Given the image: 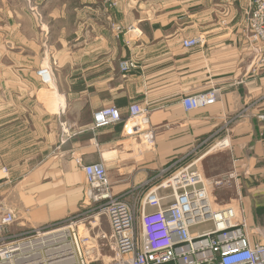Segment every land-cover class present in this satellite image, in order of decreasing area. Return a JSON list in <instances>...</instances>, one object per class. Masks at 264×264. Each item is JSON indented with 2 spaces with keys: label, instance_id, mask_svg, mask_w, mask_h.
<instances>
[{
  "label": "crops",
  "instance_id": "obj_1",
  "mask_svg": "<svg viewBox=\"0 0 264 264\" xmlns=\"http://www.w3.org/2000/svg\"><path fill=\"white\" fill-rule=\"evenodd\" d=\"M247 7V0H0V213L13 210L9 228L83 214L84 164L102 163L112 192L137 201L138 217L146 182L163 168L192 165L213 207H234L250 242L264 243V72L252 70ZM130 25L140 33L123 32ZM194 37L203 43L183 46ZM122 60L133 62L126 72ZM209 91L212 104L184 109L183 98ZM133 102L148 109L151 144L121 123L93 127L95 110L114 105L125 116ZM208 223L191 233L211 230Z\"/></svg>",
  "mask_w": 264,
  "mask_h": 264
},
{
  "label": "built area",
  "instance_id": "obj_2",
  "mask_svg": "<svg viewBox=\"0 0 264 264\" xmlns=\"http://www.w3.org/2000/svg\"><path fill=\"white\" fill-rule=\"evenodd\" d=\"M247 2L244 19L249 41L257 46L252 70L264 72V0ZM132 31L140 33L136 28ZM182 43L193 47L202 44L203 39L194 37ZM119 65L123 70L132 63L122 60ZM37 74L43 84L50 83L47 67ZM215 100V92L209 91L185 97L182 104L185 110H191ZM92 118L94 128L121 123L129 131L142 134L149 144L153 142L148 109L138 103L129 104L125 116L116 106L107 105L95 110ZM258 118L264 120V114ZM82 170L87 183L85 198L95 204L93 209L104 214L111 226L109 239L114 255L106 264H264V243L250 242L245 220L237 218L234 207H213L204 177L192 165L170 173L169 167L163 168L146 182L150 188L140 200L142 228L138 241L134 237V204L112 192L104 165L84 164ZM160 190H169V194H161ZM169 198L172 202L164 206ZM14 221L13 210L5 208L0 216V264H88L89 239L73 234V218L10 235L7 230ZM206 222H211V230L191 233V227ZM100 235L105 237L104 233Z\"/></svg>",
  "mask_w": 264,
  "mask_h": 264
},
{
  "label": "rangeland",
  "instance_id": "obj_3",
  "mask_svg": "<svg viewBox=\"0 0 264 264\" xmlns=\"http://www.w3.org/2000/svg\"><path fill=\"white\" fill-rule=\"evenodd\" d=\"M122 2H136V3H140V4H144L145 2H149V1H160V0H120ZM207 5V4H206ZM125 26L123 27L124 30ZM133 28H136L138 30V32H140V30L135 26V25H130L127 26L125 28V30L123 31L122 28L120 27V29L123 32L126 31H130L133 32ZM131 62V61H130ZM132 66H133V62ZM132 66L123 69V72L128 71ZM216 163L212 162L210 164H205V166L208 168L207 171H210L211 173L216 171L214 165ZM209 165V167H208ZM183 166H178V167H174L171 168L169 170V173L175 169L181 168ZM84 203L86 204V207L83 211V214H81L80 216H77L76 218H74L73 220H75L76 224L74 225V229L75 232L79 231L80 236H86L89 239V244L88 246L91 247L90 250L91 252L88 253L87 255L90 256L89 260H88V264H106L107 262H109L111 260V257H113L114 255V251L112 249V244H111V240L109 239V232L107 231V226H108V222H107V218L105 215L102 214H97L98 209H93L94 205L92 204L91 201H88L86 198L84 199ZM134 206L135 204H137V201L133 202ZM220 208V207H218ZM2 212L0 213L1 216ZM211 223H208L204 226V228H209ZM79 226H81L82 228H79ZM139 218L138 216H134V237L136 238V241H138L139 239ZM99 230V232H97ZM29 229L23 231V232H19L18 230H15L14 228H8L7 233L10 235H19L25 232H28ZM104 233L105 237L102 238L100 234H102V232ZM86 238L84 237L82 240H85ZM86 253V252H85ZM86 255V254H85Z\"/></svg>",
  "mask_w": 264,
  "mask_h": 264
},
{
  "label": "bare ground",
  "instance_id": "obj_4",
  "mask_svg": "<svg viewBox=\"0 0 264 264\" xmlns=\"http://www.w3.org/2000/svg\"><path fill=\"white\" fill-rule=\"evenodd\" d=\"M169 194V193H168ZM97 214H101V213H98L97 212ZM102 215H104V214H102ZM107 218V217H106ZM139 218V217H138ZM108 220V219H107ZM68 223V222H67ZM108 224H109V222H108ZM147 227H150L149 225H146ZM109 227L111 228V226H110V224H109ZM110 228H109V230H110ZM139 228H140V230H141V228H142V225H141V222H140V220H139ZM151 230H152V228H150ZM73 234H75V236L76 237H83V236H80V234H79V231H76L75 232V229H73Z\"/></svg>",
  "mask_w": 264,
  "mask_h": 264
},
{
  "label": "trees",
  "instance_id": "obj_5",
  "mask_svg": "<svg viewBox=\"0 0 264 264\" xmlns=\"http://www.w3.org/2000/svg\"><path fill=\"white\" fill-rule=\"evenodd\" d=\"M162 264H173L172 262H166V263H162Z\"/></svg>",
  "mask_w": 264,
  "mask_h": 264
}]
</instances>
